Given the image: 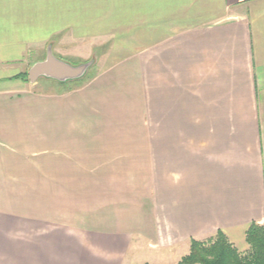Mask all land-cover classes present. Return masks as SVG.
Wrapping results in <instances>:
<instances>
[{
    "label": "crops",
    "instance_id": "0c3cea01",
    "mask_svg": "<svg viewBox=\"0 0 264 264\" xmlns=\"http://www.w3.org/2000/svg\"><path fill=\"white\" fill-rule=\"evenodd\" d=\"M111 27L85 83L17 69ZM254 222L264 0H0V264H128L143 243L172 264L218 231L246 253Z\"/></svg>",
    "mask_w": 264,
    "mask_h": 264
},
{
    "label": "rangeland",
    "instance_id": "374dc122",
    "mask_svg": "<svg viewBox=\"0 0 264 264\" xmlns=\"http://www.w3.org/2000/svg\"><path fill=\"white\" fill-rule=\"evenodd\" d=\"M111 29V35L105 37H95L93 39H87L85 41L80 40L79 42L75 43L72 42L69 35H60L59 37L54 38L49 44L46 51H36L33 49L30 54L28 55V60L33 65L36 63L43 61L49 51V46L52 49L54 56L58 59H61L71 65H79L82 63H86L87 61H91L92 65L89 68L88 76H85L84 79L80 80V83H85L89 77L93 76L96 71H99L103 66V59H106L107 55L112 51L115 47L118 48L117 44V30L115 28ZM114 33V34H113ZM45 52V53H44ZM28 62L26 63L25 67H18L19 71L23 72V77L26 79L27 74L29 72L28 69ZM28 79V78H27ZM42 81V80H41ZM35 93L42 92V85L37 87L34 90ZM144 122H149L146 118ZM216 234L198 240L199 242L208 243L211 239H213ZM197 241V240H196ZM145 243L142 244L141 247H136L133 244L129 256H128V264H157L159 263L160 254L161 252L154 251V248L151 246H147ZM176 254H172V264H179L181 259L174 258ZM187 256V255H186ZM157 257V258H156ZM185 257V256H184Z\"/></svg>",
    "mask_w": 264,
    "mask_h": 264
},
{
    "label": "trees",
    "instance_id": "16d2710c",
    "mask_svg": "<svg viewBox=\"0 0 264 264\" xmlns=\"http://www.w3.org/2000/svg\"><path fill=\"white\" fill-rule=\"evenodd\" d=\"M246 242L249 250L240 253L227 236L218 231L208 243L192 240L189 254L179 264H264V225L252 223L246 232Z\"/></svg>",
    "mask_w": 264,
    "mask_h": 264
},
{
    "label": "water",
    "instance_id": "95a60500",
    "mask_svg": "<svg viewBox=\"0 0 264 264\" xmlns=\"http://www.w3.org/2000/svg\"><path fill=\"white\" fill-rule=\"evenodd\" d=\"M91 65V61L76 66L71 65L56 58L50 48L46 58L33 65L28 75L31 83H35L41 78L53 79L60 83H65L84 77Z\"/></svg>",
    "mask_w": 264,
    "mask_h": 264
}]
</instances>
